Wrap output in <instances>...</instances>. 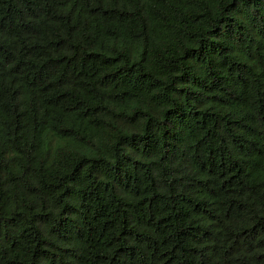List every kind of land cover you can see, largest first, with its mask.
I'll return each mask as SVG.
<instances>
[{
	"label": "trees",
	"instance_id": "16d2710c",
	"mask_svg": "<svg viewBox=\"0 0 264 264\" xmlns=\"http://www.w3.org/2000/svg\"><path fill=\"white\" fill-rule=\"evenodd\" d=\"M0 264H264V0H0Z\"/></svg>",
	"mask_w": 264,
	"mask_h": 264
}]
</instances>
